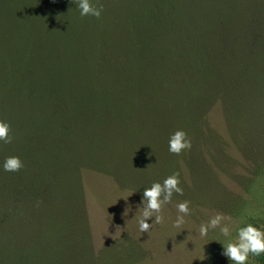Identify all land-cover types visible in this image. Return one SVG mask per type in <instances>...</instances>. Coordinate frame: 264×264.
Instances as JSON below:
<instances>
[{"label": "trees", "instance_id": "16d2710c", "mask_svg": "<svg viewBox=\"0 0 264 264\" xmlns=\"http://www.w3.org/2000/svg\"><path fill=\"white\" fill-rule=\"evenodd\" d=\"M90 3L99 17L76 0H0V164L22 162L0 169V264H91L86 169L141 195L175 172L188 193L173 198L222 202L218 184L195 186L232 172V91L264 107V0ZM177 129L191 146L174 154Z\"/></svg>", "mask_w": 264, "mask_h": 264}, {"label": "rangeland", "instance_id": "374dc122", "mask_svg": "<svg viewBox=\"0 0 264 264\" xmlns=\"http://www.w3.org/2000/svg\"><path fill=\"white\" fill-rule=\"evenodd\" d=\"M236 98L237 94L232 91V162L235 160L232 172L215 171L216 184L212 186L200 176L195 186L199 195L206 196L213 194L215 188L218 193V184L227 195L218 204L205 200L198 205L189 202V213L180 214L184 215L181 228L174 227L173 221L178 215L176 203L185 199L171 197L158 213L161 222L149 218V223L153 219L150 228L142 232L138 219L143 195L120 187L106 173L83 171L84 202L94 250L93 255L87 256L92 259L91 264H232L221 254L222 244L236 242L237 229L249 223L264 231V107L237 102ZM215 121L224 129L223 119ZM235 145L246 149L263 145V148H254L249 155H242ZM179 177L180 186L187 194L188 177ZM217 213L225 217L221 223L228 226V235L220 233L218 226L201 237L200 224H206ZM122 243L128 252L121 251ZM245 262L264 264V254L249 253Z\"/></svg>", "mask_w": 264, "mask_h": 264}, {"label": "clouds", "instance_id": "9594fccd", "mask_svg": "<svg viewBox=\"0 0 264 264\" xmlns=\"http://www.w3.org/2000/svg\"><path fill=\"white\" fill-rule=\"evenodd\" d=\"M76 6L79 9L81 16L91 15L99 17L101 9L95 7L90 0H76ZM9 125L6 121L0 120V142L9 143L11 137L8 135ZM191 146L190 139L183 129H177L170 134L168 139V151L174 154H179L182 150L188 149ZM22 167V162L17 156H7L4 158L0 169L6 172H15ZM182 194L183 189L179 183L178 173H173L167 176L163 182H153L150 186L143 189L142 196V210L140 218L138 219V228L142 232H147L150 228L149 218H154L156 223L162 220L158 213L162 205L171 200L173 193ZM189 201L184 200L176 203L178 215L173 221V226L181 228L184 224V215L188 214L190 209L188 207ZM156 213L154 216L153 214ZM225 217L217 213L211 216L207 223H201L199 226V235L201 237L207 236L210 229H215L219 226V231L227 236L229 228L227 225L221 223ZM223 245L222 255H224L232 264H245L249 253L253 256H260L264 254V231L254 226L253 224H246L237 229L236 242H228Z\"/></svg>", "mask_w": 264, "mask_h": 264}]
</instances>
